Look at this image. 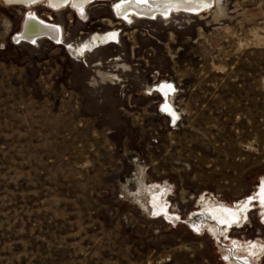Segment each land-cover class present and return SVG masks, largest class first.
<instances>
[{"label":"rangeland","instance_id":"rangeland-1","mask_svg":"<svg viewBox=\"0 0 264 264\" xmlns=\"http://www.w3.org/2000/svg\"><path fill=\"white\" fill-rule=\"evenodd\" d=\"M117 1L56 12L0 0V264H231V241L198 213L264 177V0L133 21ZM28 12L61 40L13 41ZM162 80L176 125L149 94ZM150 185L174 217L149 206ZM262 224L250 208L229 236L263 240Z\"/></svg>","mask_w":264,"mask_h":264},{"label":"bare ground","instance_id":"bare-ground-1","mask_svg":"<svg viewBox=\"0 0 264 264\" xmlns=\"http://www.w3.org/2000/svg\"><path fill=\"white\" fill-rule=\"evenodd\" d=\"M20 1L28 2L29 5L27 6V8H31L42 3L45 4L46 7L51 11L58 12L70 7L73 10L81 12L88 4H90L91 2H95L96 0ZM212 1L213 0H120L113 5V10L116 14V17L123 19L124 21L130 19L132 20L133 17L147 18L152 20L158 17L168 18L170 14L177 12L179 13V11H192L193 13L198 9V6H200L202 2L205 6H208ZM34 15L37 18H40L35 13ZM46 21L52 25L39 26L37 30L39 29L41 32L47 33L49 35V38L53 39V41L49 38L45 39H48L53 43L59 42L62 38V28L59 25L55 26V24L50 22L49 20ZM113 38H115L114 32H108L102 35H94L89 41L88 45L91 47L99 46L101 44L107 43ZM28 39L31 41V43H34L38 40H33L31 38ZM153 90H157L159 92V95L161 94V97L163 96V100H160L161 102H163L160 107V111L163 114L167 115L173 122L178 121L180 119L179 113L174 108L175 106L173 107V105L170 103V99L173 98L176 91L175 85L172 82L163 80L162 82L155 83L153 88L152 86L149 87L150 92H152ZM169 93H171V95ZM164 190L165 189L161 186L150 185L146 187L145 193L148 195L149 206L156 213L166 214L174 217V215L170 214V209L168 210L167 202L164 197ZM161 193L163 194V199H160ZM150 207L149 209H151ZM201 207H203V211L198 213V215L202 217V219H205V221L207 219L210 220V224H212L215 229H217L213 231L214 235L216 237L222 235L223 238H225L229 242L231 241L232 244L228 246L227 249V252L231 254V258L229 257L231 259V264H262V259L264 257V239H245L241 241H235L234 239L230 238L229 232L232 228L241 227L246 222L249 209L253 207H256L259 211L260 218L263 222L262 225L264 226V177L260 178V181L257 183L255 190L241 200L235 201L232 204H225L219 201L214 202L208 198H202ZM195 214L197 215V213ZM235 248L236 250H234Z\"/></svg>","mask_w":264,"mask_h":264},{"label":"water","instance_id":"water-1","mask_svg":"<svg viewBox=\"0 0 264 264\" xmlns=\"http://www.w3.org/2000/svg\"><path fill=\"white\" fill-rule=\"evenodd\" d=\"M1 2L7 6L27 7L29 5L28 2L20 1V0H15V1L1 0ZM43 25H52V24H50L44 19L37 18L32 12L26 13L21 20L19 32L14 34L12 39L13 41L16 42L23 41L26 43H31V41L28 38H31L33 40H37L41 38H49V35L47 33H43L39 29L37 30L39 26H43ZM55 26L58 25L55 24ZM49 39L53 41V39L51 38Z\"/></svg>","mask_w":264,"mask_h":264},{"label":"flooded vegetation","instance_id":"flooded-vegetation-1","mask_svg":"<svg viewBox=\"0 0 264 264\" xmlns=\"http://www.w3.org/2000/svg\"><path fill=\"white\" fill-rule=\"evenodd\" d=\"M162 81H163V80H162ZM158 83H159V82H158ZM153 87H154V84L152 85V88H153ZM154 93H155L157 96L159 95V92H158L157 90H153V91L150 92L149 94L152 95V94H154ZM169 94L171 95V93H169ZM159 96L161 97V94H160ZM162 97H163V96H162ZM162 97H161L160 100H163ZM160 102H161V101H160ZM161 105H162V104H161ZM160 107H161V106H160ZM160 113L162 114L161 111H160ZM162 115L166 116L165 114H162ZM166 117H167V116H166ZM167 118H168V117H167ZM168 121L171 123V119L168 118ZM164 192H165V190H164ZM164 195H165V194H164ZM160 196H161L160 199H163V198H162V197H163V194H162V193L160 194Z\"/></svg>","mask_w":264,"mask_h":264},{"label":"crops","instance_id":"crops-1","mask_svg":"<svg viewBox=\"0 0 264 264\" xmlns=\"http://www.w3.org/2000/svg\"><path fill=\"white\" fill-rule=\"evenodd\" d=\"M162 114H163V113H162ZM166 116H167V115H166ZM167 117H168V116H167ZM168 118H169V117H168ZM169 119H170V118H169ZM178 121H179V120H178ZM178 121L173 122V121L171 120V124H172V125H176Z\"/></svg>","mask_w":264,"mask_h":264}]
</instances>
